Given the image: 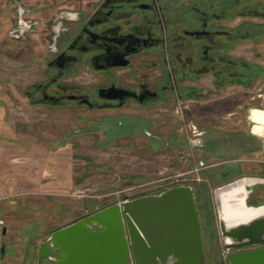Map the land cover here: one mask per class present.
Wrapping results in <instances>:
<instances>
[{"label":"flooded vegetation","instance_id":"flooded-vegetation-1","mask_svg":"<svg viewBox=\"0 0 264 264\" xmlns=\"http://www.w3.org/2000/svg\"><path fill=\"white\" fill-rule=\"evenodd\" d=\"M82 1H87L86 8L73 12V24L65 27L53 41L45 61L46 76L23 90L28 103L49 107L73 104L83 108V115L93 110L126 109L124 113L103 114L127 117L122 123L125 131H112L110 136L144 132L150 141L163 144L169 151L200 146L201 153L196 156L175 158L190 161L186 169L164 176L169 180L142 189L137 196L159 194L176 185L192 186L203 249L202 264H230L229 254L264 249V234L248 239L259 243L224 247L214 197L216 187L250 176L245 203L264 205L262 155L255 159L262 163L261 170L257 171L260 173L244 175L242 169L248 164L244 162L247 159L237 156L236 151V135L240 129H229L224 135L219 128H212L215 122L196 118L200 113L204 116L198 108L205 94L214 95L220 84L230 87L237 82L247 83L256 75L255 66L238 58L235 51L241 40L263 34L264 28L251 19L239 23L235 19L238 14L254 15L261 11L258 7L244 11L242 6L246 4L242 0ZM204 76L211 77L212 86H205ZM217 97H209L207 102ZM158 104L166 106L171 115V130L166 137L152 132L150 126L158 124L157 120L140 112ZM81 121L89 127L81 128L78 124L72 131L103 130L93 126L92 122L97 121L93 117L85 115ZM209 129L213 132L206 135ZM242 144L247 146L248 141ZM174 157L169 155L171 160ZM177 248L173 254L182 255V245L178 244ZM35 258L37 262V252ZM247 258L246 264L256 262V257ZM263 258H257L258 264H264ZM239 259L243 258L236 260ZM54 262L55 257H46L40 264Z\"/></svg>","mask_w":264,"mask_h":264},{"label":"rangeland","instance_id":"rangeland-1","mask_svg":"<svg viewBox=\"0 0 264 264\" xmlns=\"http://www.w3.org/2000/svg\"><path fill=\"white\" fill-rule=\"evenodd\" d=\"M86 2L0 0V264H35L39 242L54 229L169 180L164 176L191 164L175 158L201 153L196 145L169 151L150 141L144 132L110 136L112 131H125L122 123L127 117L103 114L124 113L126 109L93 110L85 115L95 118L93 126L103 130L74 132L79 125L89 127L81 121L83 108L28 103L23 90L46 76L45 61L53 41L73 24V12L86 8ZM242 3L246 4L244 11L258 7L261 12L238 14L235 23L251 19L264 28V0ZM235 53L255 66L256 75L247 83L220 84L214 95L205 94L198 108L204 116L200 113L196 118L215 122L212 128H219L224 135L229 129H240L237 156L247 159L244 175L254 176L261 170L262 163L255 159L262 153L264 131L251 132L248 115L251 108L264 109V33L241 40ZM210 80L204 76L206 87L213 85ZM213 96L218 99L207 102ZM210 103L212 106L207 105ZM210 109L213 112L209 113ZM140 112L157 120L158 124L150 126L152 132L162 137L169 134L172 121L166 106L158 104ZM210 129L206 135H211ZM245 140L247 146L242 144ZM170 154L175 156L172 160Z\"/></svg>","mask_w":264,"mask_h":264},{"label":"water","instance_id":"water-1","mask_svg":"<svg viewBox=\"0 0 264 264\" xmlns=\"http://www.w3.org/2000/svg\"><path fill=\"white\" fill-rule=\"evenodd\" d=\"M251 178L244 176L214 189L225 248L259 243L248 239L264 234V205L245 203ZM236 188L240 192L231 193ZM223 201L263 209L247 219H226L221 213ZM178 244L182 255L173 254ZM202 255L195 195L186 184L109 204L54 229L40 242L36 264L46 257H55V264H202ZM241 257L261 259L264 249L228 255L230 264Z\"/></svg>","mask_w":264,"mask_h":264},{"label":"bare ground","instance_id":"bare-ground-1","mask_svg":"<svg viewBox=\"0 0 264 264\" xmlns=\"http://www.w3.org/2000/svg\"><path fill=\"white\" fill-rule=\"evenodd\" d=\"M248 118L252 123L251 132L260 133L261 131H264V109L251 108L249 111ZM239 192L240 189L236 188L231 193L238 194ZM262 209H263L262 207L252 208V207H247L245 205L231 206L228 205L225 201H223L221 204V213L226 219H230L233 217L247 219L250 218L251 216L260 213ZM247 259L248 258L236 260L234 264H246ZM254 264H258L257 260L256 262H254Z\"/></svg>","mask_w":264,"mask_h":264},{"label":"built area","instance_id":"built-area-1","mask_svg":"<svg viewBox=\"0 0 264 264\" xmlns=\"http://www.w3.org/2000/svg\"><path fill=\"white\" fill-rule=\"evenodd\" d=\"M261 155H262V158L264 159V143H263V148H262V153H261Z\"/></svg>","mask_w":264,"mask_h":264},{"label":"crops","instance_id":"crops-1","mask_svg":"<svg viewBox=\"0 0 264 264\" xmlns=\"http://www.w3.org/2000/svg\"><path fill=\"white\" fill-rule=\"evenodd\" d=\"M72 221H70L69 223H71ZM69 223H66L65 225H67V224H69ZM65 225H63V226H65ZM93 228H96V227H93Z\"/></svg>","mask_w":264,"mask_h":264}]
</instances>
